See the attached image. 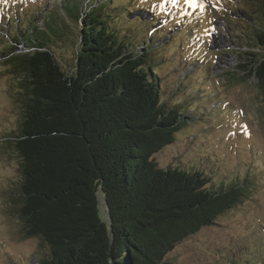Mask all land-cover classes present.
Returning a JSON list of instances; mask_svg holds the SVG:
<instances>
[{
	"label": "trees",
	"instance_id": "obj_1",
	"mask_svg": "<svg viewBox=\"0 0 264 264\" xmlns=\"http://www.w3.org/2000/svg\"><path fill=\"white\" fill-rule=\"evenodd\" d=\"M111 2L49 3L79 25L75 61L67 70L37 41L35 21L0 52L22 110L15 134H6L2 144L19 164L11 199L24 237L38 238L48 249L37 264H168L175 245L214 224L244 196L243 181L211 189L202 171L157 166L154 155L182 126L177 108L162 103L158 70L150 65L149 38L160 29L154 35L148 30L140 42L123 41L112 25L122 14L106 12ZM257 2L251 30L235 28L244 49L236 69L242 72L238 80L252 79L264 94V0ZM120 7L133 11L126 0ZM182 7L177 4L182 13L175 14H184ZM194 11L189 20L186 14L178 19L187 34L202 21ZM202 110L196 108L195 117Z\"/></svg>",
	"mask_w": 264,
	"mask_h": 264
},
{
	"label": "rangeland",
	"instance_id": "obj_2",
	"mask_svg": "<svg viewBox=\"0 0 264 264\" xmlns=\"http://www.w3.org/2000/svg\"><path fill=\"white\" fill-rule=\"evenodd\" d=\"M121 1L112 0L106 10L122 14L112 24L118 38L138 42L146 38L148 30L154 35L153 30L160 29L149 38L154 43L150 65L158 70L162 103L177 108L182 118L172 144L154 155L157 166L202 171L211 189L233 181L245 185L244 196L234 208L175 245L165 262L234 264L244 260L264 264V94L252 79H237L242 74L236 69L237 56L244 49L235 31L238 24L245 33L251 30V11L258 0H219L217 6H213L215 0H197L203 1V8L180 0L184 14H175L182 11L171 0H126L133 10L129 14L120 7ZM53 2L56 0H0V14L4 13L0 23L5 25L0 52L8 51L11 42L18 40V29L24 32L35 21V28L41 29L37 41L69 69L75 61L79 25L62 16L56 5L51 11L49 3ZM193 11L202 21L194 34L192 29L187 34L178 19L186 14L185 20H189ZM39 13L46 18L38 17ZM51 29L57 35H51ZM18 99L13 76L0 67V264H37L48 249L38 238H26L22 233L11 199L18 191L19 164L14 152L2 145L5 135L17 130L22 111ZM196 108L204 110L195 117ZM192 111L194 115L185 119Z\"/></svg>",
	"mask_w": 264,
	"mask_h": 264
},
{
	"label": "snow or ice",
	"instance_id": "obj_3",
	"mask_svg": "<svg viewBox=\"0 0 264 264\" xmlns=\"http://www.w3.org/2000/svg\"><path fill=\"white\" fill-rule=\"evenodd\" d=\"M4 2H7V0H4ZM210 2H212V0H210ZM171 3L173 5H177L180 3V0H171ZM185 3H188L191 7L197 6V0H185ZM218 4H219V0H215V3L213 4V6H217ZM199 7L203 8L204 5L201 3ZM205 31L208 32V30H205ZM212 31H215V29L213 28ZM208 34L210 35L211 33L209 32ZM245 130H246V126H245Z\"/></svg>",
	"mask_w": 264,
	"mask_h": 264
}]
</instances>
